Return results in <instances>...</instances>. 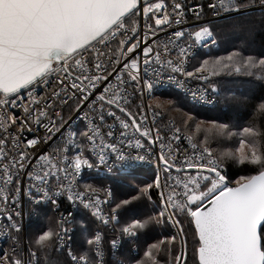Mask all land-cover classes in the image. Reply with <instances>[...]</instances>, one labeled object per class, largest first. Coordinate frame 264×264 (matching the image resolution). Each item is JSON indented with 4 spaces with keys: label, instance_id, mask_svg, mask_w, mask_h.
I'll return each instance as SVG.
<instances>
[{
    "label": "snow or ice",
    "instance_id": "6c2138e0",
    "mask_svg": "<svg viewBox=\"0 0 264 264\" xmlns=\"http://www.w3.org/2000/svg\"><path fill=\"white\" fill-rule=\"evenodd\" d=\"M206 7L213 17L229 19L256 9L264 13V0H209ZM185 8L182 0H171L170 4L167 0H0V218L4 220L0 236L10 244V249L0 250V264H41L40 254L54 244L57 251H66L67 264H106L101 232L85 237L87 247L77 252L71 243V230L64 226L67 218L62 214L57 221L59 231L48 228L23 245V224L18 218L23 215L24 198L30 204L57 205V198L66 195L73 207L78 202L103 225L117 220L115 209L111 216L103 213L100 205L108 201L101 200L97 194L100 189L91 184L85 185L83 192L73 189L82 169L96 166L85 156V146L99 164H106L109 155H114L115 162L136 163L146 158L141 150L150 155L164 139L159 128L153 136L152 129L142 127L146 116L138 121L131 111V97L142 98L145 92L151 96L154 89L152 78L141 75V58L135 55L138 49L142 52L145 74L152 71L158 77L160 70L167 68L185 80L203 82L205 87L186 89L193 103L206 101L209 89L212 95L218 94L212 78L224 71L239 75L243 70L248 76L264 80V53L246 57L232 53L203 60L187 70L193 48L197 44L214 45L216 39L211 20L195 25L193 31L182 27L188 22ZM187 11L197 21L207 15L200 3ZM141 14L142 45L137 39ZM168 28L172 29L170 35ZM160 32L165 34L162 41ZM113 41H117L115 50L111 48ZM168 79L184 88V82L177 80L176 75L169 74ZM175 103L167 101L168 105ZM135 107L138 113L144 111L143 104ZM147 107L154 116L163 114L164 105L158 99L154 108ZM13 109H19L22 116L17 117ZM65 109L84 121V126L73 129L68 123L73 117L66 118ZM113 109H118L128 121ZM254 111L264 115V99ZM185 115L187 127L194 117ZM110 117L124 129L120 137H128L127 130L131 128L133 135L139 133L145 142L136 138L133 145L131 139L126 143L116 137L114 125L107 123ZM203 123L196 124L197 130ZM208 123L222 136H238V146L216 156L207 135L200 143L186 137L195 158L185 156L177 164L179 157L171 148L165 155V145L160 143L158 161L163 167L141 191L149 200L153 188L159 191L164 208L156 222H163L171 209L167 219L179 226L182 244L183 227L174 216L184 214L190 218L197 238L196 264H264V130L250 125L234 132L228 124ZM36 126L44 129L43 134L26 138L25 134L35 132ZM66 126L65 133L62 129ZM170 130V139L179 142L181 128L173 122ZM57 134L58 142L54 140ZM125 143L127 149L135 151L118 146ZM30 157H35L34 163ZM226 160L238 165L244 174L231 180ZM173 169L177 174L184 173V178L177 175L175 183H169ZM144 228L145 222L134 220L122 232L135 236L138 229ZM175 241L174 235L149 245L144 253L146 260L137 264H161L158 254L162 245ZM118 243L113 239L112 248ZM167 264H186V250L174 259L170 256Z\"/></svg>",
    "mask_w": 264,
    "mask_h": 264
},
{
    "label": "trees",
    "instance_id": "16d2710c",
    "mask_svg": "<svg viewBox=\"0 0 264 264\" xmlns=\"http://www.w3.org/2000/svg\"><path fill=\"white\" fill-rule=\"evenodd\" d=\"M168 3L171 0H167ZM214 35L218 39L219 46L215 50L200 52L194 60L193 66H198L203 60H215L220 57H227L232 53H240L243 57L252 55L257 56L264 53V13L261 11L250 12L244 16L232 17L215 22L212 25ZM249 32V33H248ZM253 71L261 72L260 69ZM264 74V73H261ZM213 81L217 84L221 92V105L217 108L209 109L193 105L182 93L179 91H164L156 94L153 100L158 99L164 105V112L167 118H174L167 110H178L180 113L177 116L183 121L186 120L187 114H191L194 119L185 127L180 123V128L183 131L191 134L197 143L208 136L209 146L217 156L228 150H234L238 146V136L228 138L222 136L218 129L201 127L196 128L198 122L216 121L225 123L230 126V130L238 132L244 126H258L264 130V115H257L254 111L256 104L264 99V80H258L256 76H248L242 70L241 74H229L227 71L221 75L213 77ZM168 100H174V105H165ZM244 105L247 110L244 113H235L238 107ZM155 107V105H154ZM175 119V118H174ZM178 121V120H177ZM176 121V122H177ZM179 122V121H178ZM178 125V123H177ZM178 125V126H179ZM256 139V138H253ZM229 178L235 180L239 175L244 174V171L232 163L231 160H226ZM155 177L154 169H142L133 173L95 177L93 186L110 185L113 190L114 201L112 207L120 216V224L126 225L132 223L134 220L145 222L144 229L137 230L136 245L139 253L131 255L130 246L125 247L123 253L127 264H137L139 261H145V251L149 245L159 243L160 241H167L172 236H176V241L170 245H162L159 251L158 259L161 264H167L171 258L182 251V244L177 235L173 231L170 221L165 218L163 222L157 223L159 219V212L161 208V199L159 191L153 188L151 190L152 199L149 200L141 191L147 184L152 183ZM123 201H128L123 204ZM121 205L117 208V205ZM50 222L45 223V219L49 218ZM55 213L50 210L46 211L44 208L36 210L34 218L30 219L28 227V240H34L43 231L48 228H53L59 231L57 221L58 217H54ZM151 218V219H150ZM177 218L180 225L183 227L184 236V250H186V264H196L194 251L197 246V238L195 236L194 225L190 223V218L187 215L179 214ZM75 224L77 227L74 235V249L79 252L81 248L87 247L85 244V237L94 234L97 228H100L97 222L91 217L88 211L78 210L75 214ZM31 231V232H30ZM106 237L109 234L108 230L104 229ZM85 235H83V233ZM108 258L111 257V246L106 242ZM170 250V251H169ZM45 253L47 259H45ZM45 253H41V264H67L68 258L65 251H57V246L54 244L51 249H46Z\"/></svg>",
    "mask_w": 264,
    "mask_h": 264
},
{
    "label": "built area",
    "instance_id": "2783aa9c",
    "mask_svg": "<svg viewBox=\"0 0 264 264\" xmlns=\"http://www.w3.org/2000/svg\"><path fill=\"white\" fill-rule=\"evenodd\" d=\"M182 2L185 3V5H186L185 11H186V18L188 21L187 24L182 25V27L187 28L188 31H193L195 28V25H197L199 23H204L205 21L211 20V25H212L213 23L221 21L224 19L223 16L213 17L211 15V12L206 7L209 0H182ZM196 3L203 4L205 6V12L207 13V15L202 16L199 21H197L193 17L191 12L187 11L188 8L192 7ZM257 11H260V10L256 9L255 11H251V12H257ZM248 13H250V12H248ZM233 17H235V16H233ZM139 20H140L141 31H140V35L137 37V39L141 40V45H142L143 44V17H142V14L139 17ZM171 31H172L171 28L167 29V32L169 35L171 34ZM214 37L216 39V44L213 45V44L209 43L207 47H205L203 44H197L193 48V50H192L193 55L191 57H189L188 63L186 65L187 70L190 71L193 69L195 57L200 52H204V51L207 52V51L215 50L218 48V46H219L218 39L216 38L215 35H214ZM119 38L120 37H117V41L119 40ZM164 38H165L164 32H160L159 33V40L162 41V40H164ZM153 39H156V38H153ZM117 41H113V43L111 45V48L113 50H115L117 47ZM130 42H135V41H130ZM185 42H188L187 39ZM150 43H151V40H150ZM129 55H131V54H129ZM135 55L141 58V75L144 76L145 79H147L149 77L152 78V80L154 82V89H153L151 96L147 92H145V94L142 98L138 99L136 96L131 97L132 104H133V106L131 107V111L136 116L138 121L140 120L141 116H146L147 119L144 120L142 127H148L150 129H152L153 136H155V134H156V129L159 128L160 135L163 136L164 139L155 145L153 152L150 155L147 154L144 150H141V154H144L146 156V158L144 161L136 162V163L115 162L114 155H109V158L107 159L106 164H99L98 159L95 156H93L91 150L87 146H85V149H84L85 156L88 157L96 166L91 168V169H88L86 167L82 169V172L77 177V183L73 189L74 191L83 192L85 189V185H87V184L93 185L95 177L124 175V174L133 173V172H136V171L142 170V169H154L155 175H156L157 172L160 171L163 167L162 164H160V162L158 161V156H159L160 151H161L160 143H163L165 145V147L163 148V152L165 155L168 154L169 149L171 148L173 153L179 157V159H177V161H176L177 164H179L185 156H187L189 158H195L194 157V150L190 147V143L186 139V137H191L188 133L181 130V140L179 142L170 139L171 135H172V131L170 130V125L174 122L175 125L177 127H179L177 125L176 120L172 119V118L168 119L164 112L162 115L154 116L153 112L148 109L147 106L152 105L151 101L153 100L154 95L162 93L164 91L174 90V91H179L180 93H182L193 105L198 106V107L213 109V108H217L218 106L221 105L220 90H219L218 94L212 95L211 91L209 89V93L206 97V101H210V102L200 101L198 103H193L191 101L190 94L186 91V89H188V88L196 89V88L205 87L206 85H204L203 82L197 81V80H185L184 77L179 76L178 74L171 73L170 69H167V68L160 70V75L158 77L152 71H150L148 74H145L143 72L144 65L142 62V60H143L142 52L138 49L136 51ZM175 56H176V52L174 51L171 58L174 59ZM121 60H123V57H121ZM152 67L155 69H159L158 65H153ZM169 74L176 75L177 80L184 82V88H181L176 82L169 80L168 79ZM129 92H131V89H129ZM41 95H43V93H41ZM65 98H68V97L66 96ZM137 104H143L144 105V111L138 113V110L135 107V105H137ZM57 110H59V109H57ZM113 110L116 111L117 115H119L122 119H124L125 121H128V117H126L123 113H120L118 109H113ZM12 111L15 113V115L17 117L22 116V113L19 109H13ZM64 115L66 118L69 115H71L73 117V119L68 121V123L71 124V127L73 129L82 128L84 126L85 122L76 118L75 114L70 113L68 109L64 110ZM107 123L114 125L113 130L116 134V137H119L120 139H124L126 143H127L128 139H131L132 143L134 145L136 138L141 139V142H145L144 138L139 136V133H135L133 135V129H131V128H129L127 130L128 134H129L128 137H120V132L124 131V129L120 125L119 121L115 120V118H111V117L108 118ZM106 130H107L106 128L103 129V131H106ZM62 131H65V133H66L67 132V126L65 127V129H62ZM43 132H44L43 128L36 126L35 132L26 133L25 135H26V138H34L35 135L43 134ZM113 139H115V137ZM54 140L56 142L59 141V134H57V136L54 137ZM192 142H195V141L192 139ZM126 143H125V145H118V146L125 148L128 151L134 152L135 151L134 148L133 149H127L126 148ZM23 146L24 145L22 144L21 147H23ZM77 151H79V150L77 149ZM213 154L216 155L214 152H213ZM30 159L33 160V163L35 162V157H30ZM201 162H205V161H201ZM109 167H111V170H109ZM186 171L194 172L195 170H186ZM172 175H173V180L169 181V183H175V177L177 175H179L181 178H184V173L177 174V173H175V169L172 170ZM161 178L163 181L164 174L162 172H161ZM65 183H67V181H65ZM93 187L100 189V191L97 194L100 196L102 201L103 200L108 201L107 203H102L100 205V207H101V209L105 215L111 216L113 214V208H112L113 191H112L111 186L110 185H101V186H93ZM109 190L111 192L110 197L108 196ZM24 201L25 202L21 204V210H22L23 215H22V217L18 218L21 220V222L23 224V230H22V234H21V239H22L23 245H27L28 241H29L28 240V227H29L30 219L35 217L36 210H38L40 208H44V209H49V210L53 211L57 215L59 220L61 219L62 214L64 217L67 218L64 222V226L71 230L70 235L72 237L71 243L73 246V239H74V235H75L76 230H77V227L75 224V214L78 210H86L89 212L91 217L97 222V224L100 227L95 231V233L97 231H99L103 234V237H104V243H103L104 259L106 261V264H127L125 259H124L123 253L125 251V247H127L128 245L131 247L130 248L131 255H137L139 253L138 246L136 245L137 234L135 236H129V235H126L122 232L123 227L121 228L119 226L120 218H119V215L117 214L116 211H115V215L117 216V220L111 221L108 225H103L99 220H97L91 214L90 210L85 209L82 205H79L78 202H77V206L73 207L71 202H69L66 199V195H62V196L57 198V205H53L51 202H48V203L41 202L40 204H30L27 202V198H24ZM161 206L163 209L164 204L162 201H161ZM11 210L12 209H10V211ZM171 211H172L171 209H168V212H171ZM168 212H166V215H168ZM69 213H71L70 217L68 215ZM174 219H176V216H174ZM170 222L173 225V222L172 221H170ZM3 224H4V220L2 218H0V228L3 227ZM104 229L108 230V234L110 235V239H111L110 242L113 239H116L119 242L115 249H113L112 245L110 244L111 249H112V251H111L112 255L110 258H108V254H107L106 233H105ZM175 229H176V227H175ZM3 249H10V244L6 241V239L4 237L0 236V250H3Z\"/></svg>",
    "mask_w": 264,
    "mask_h": 264
},
{
    "label": "rangeland",
    "instance_id": "374dc122",
    "mask_svg": "<svg viewBox=\"0 0 264 264\" xmlns=\"http://www.w3.org/2000/svg\"><path fill=\"white\" fill-rule=\"evenodd\" d=\"M249 33V32H248ZM262 49H264V47H262ZM218 87V86H217ZM219 89V88H218ZM220 90V89H219ZM220 97H221V92H220ZM151 103H152V105H153V107H154V105H155V100H152L151 101ZM165 105H168L166 102L164 103ZM246 110H247V108L244 106V105H242V107H240V105H239V107H238V109L235 111V113H244V112H246ZM172 116H174V118H175V120L177 121V123H178V125L181 123H183L184 124V121L182 120V119H179L177 116H179L180 115V113H178V110H167ZM164 112V111H163ZM165 113V112H164ZM166 114V113H165ZM174 118H172V119H174ZM169 119V118H168ZM187 119V118H186ZM191 122L189 121L188 122V124H190ZM198 123H200V122H198ZM197 123V124H198ZM201 127H206V128H211V126H210V124L209 123H203V124H201L200 125ZM179 127H180V125H179ZM186 132V131H185ZM189 134V133H188ZM191 137H192V135L191 134H189ZM193 138V137H192ZM193 140H194V138H193ZM195 141V140H194ZM196 142V141H195ZM197 143V142H196ZM215 153V152H214ZM46 211H49L50 212V210L49 209H45ZM55 215V214H54ZM167 216V215H166ZM54 217H57V215H55ZM119 218H120V216H119ZM176 219L177 220H179L178 218H177V215H176ZM46 221H45V223H49L50 222V214H49V218L48 219H45ZM171 223V222H170ZM128 224H126V225H122V224H120V220H119V226L122 228V227H124V226H127ZM172 225V224H171ZM181 226V225H180ZM172 227H173V231H174V233L177 235V237H178V239L180 240V242H181V235H178L177 234V232H176V229H175V227L172 225ZM31 232V231H30ZM85 233L86 232H84L83 233V235H85ZM183 235V234H182ZM183 240H184V236H183ZM73 244H74V242H73ZM182 244V243H181ZM75 250V249H74ZM182 250H184V244H182Z\"/></svg>",
    "mask_w": 264,
    "mask_h": 264
},
{
    "label": "bare ground",
    "instance_id": "6f19581e",
    "mask_svg": "<svg viewBox=\"0 0 264 264\" xmlns=\"http://www.w3.org/2000/svg\"><path fill=\"white\" fill-rule=\"evenodd\" d=\"M187 133V132H186ZM193 139V138H192ZM217 156V155H216ZM106 185H108V184H106ZM112 188V187H111ZM113 191V190H112ZM113 201H114V196H113ZM113 208V207H112ZM161 208H162V206H161ZM114 209V208H113ZM163 210V209H162ZM117 212V211H116ZM118 214V213H117ZM176 227V232H177V234H178V226H175ZM98 229V228H97ZM96 229V230H97ZM95 230V231H96ZM95 231H94V234H95ZM179 235V234H178ZM110 235H109V239H108V236L106 237V242L108 241V244L110 245L111 244V242H110ZM73 242H74V239H73ZM73 248H74V244H73Z\"/></svg>",
    "mask_w": 264,
    "mask_h": 264
}]
</instances>
